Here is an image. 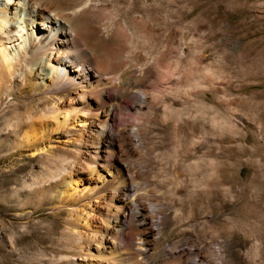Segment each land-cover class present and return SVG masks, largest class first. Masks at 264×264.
<instances>
[{
	"label": "rangeland",
	"instance_id": "1",
	"mask_svg": "<svg viewBox=\"0 0 264 264\" xmlns=\"http://www.w3.org/2000/svg\"><path fill=\"white\" fill-rule=\"evenodd\" d=\"M38 1L64 8V0ZM75 1L86 7L71 24L102 58L112 35L123 40L118 27L129 35L112 78L132 81L147 66L157 79H172L147 92L139 112L119 111L109 137L129 191L117 193L127 205L104 227L121 221L137 235L152 224V264H264V0ZM133 21L149 33L137 36ZM134 91L125 96L137 105ZM13 96L0 97V264H72L63 235L83 208L61 206L53 184L40 191L51 170H62L7 130L23 102ZM68 134L72 139L60 135L53 143L66 142L63 167L83 156L72 141L77 135ZM186 248L194 254L179 253Z\"/></svg>",
	"mask_w": 264,
	"mask_h": 264
},
{
	"label": "bare ground",
	"instance_id": "2",
	"mask_svg": "<svg viewBox=\"0 0 264 264\" xmlns=\"http://www.w3.org/2000/svg\"><path fill=\"white\" fill-rule=\"evenodd\" d=\"M37 1L0 0V97L13 94L23 99L10 114L7 130L30 154L42 155L54 169L61 168L55 174L50 169L52 176L39 185L40 191L53 184L51 188L61 206L83 208L80 214L71 215V225L63 235L72 243L66 255L72 264H152L146 261L147 240L156 234L152 224L145 222L137 235L121 221L115 227H104L106 218L127 205L117 193L129 191L128 176L115 164L109 136L117 127L120 109L139 112L147 102V92L158 93L172 79H157L147 66L132 81L112 78L127 49L129 35L125 30L118 27L123 40L112 35L106 43L110 55L102 58L70 21L86 5L64 0L62 12H57ZM88 23L93 34L97 33L95 20L89 19ZM132 25L139 37L149 33L144 22L133 21ZM162 51L157 52L156 63L164 60ZM127 89L138 91L131 94L137 105L129 103ZM68 131L77 135L72 141L80 144L76 152L83 156L79 160L68 158L69 167H63L60 151H68L66 142L62 148L53 143L60 135L70 140ZM117 203L121 207L116 208ZM179 253L188 256L194 250L186 248Z\"/></svg>",
	"mask_w": 264,
	"mask_h": 264
}]
</instances>
